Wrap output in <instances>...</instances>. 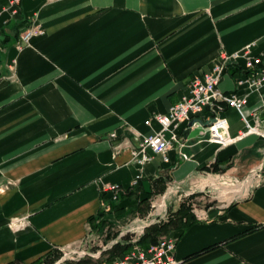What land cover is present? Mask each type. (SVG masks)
<instances>
[{
	"label": "crops",
	"instance_id": "0c3cea01",
	"mask_svg": "<svg viewBox=\"0 0 264 264\" xmlns=\"http://www.w3.org/2000/svg\"><path fill=\"white\" fill-rule=\"evenodd\" d=\"M28 26L42 33L19 48ZM250 44L262 74L264 0H20L16 14L0 0V264L94 262L88 247L120 239L123 218L171 202L174 186L184 201L172 212L186 204L195 217L163 235L177 264H264V137L248 128L264 132V84L239 86L245 59L220 83L248 99L244 111L198 117L225 118L232 142L200 123L185 137L192 119L168 161L134 154L197 75Z\"/></svg>",
	"mask_w": 264,
	"mask_h": 264
},
{
	"label": "built area",
	"instance_id": "2783aa9c",
	"mask_svg": "<svg viewBox=\"0 0 264 264\" xmlns=\"http://www.w3.org/2000/svg\"><path fill=\"white\" fill-rule=\"evenodd\" d=\"M20 4V0H10V10L13 14L17 13L18 6ZM42 33V30L38 27L28 26L26 27L19 39L18 47L22 48L23 46L30 43L31 38L35 34ZM253 45H248L246 49L240 52H235L233 55H227L222 53L219 61L216 63L213 71L209 73H203V75L196 76L190 85L189 92L182 97V100L176 105L171 106L168 115L159 114L155 119L162 126V131L154 134H146L145 136L140 137L141 146L139 147L138 152H134L136 157L139 155H143V157L138 160L140 164H145L147 160L151 158L146 153V150H150L153 153L160 155L165 158L164 161H168V151L172 148L174 142L180 143L179 136L176 133V130L180 127L181 123H184L186 120L190 121L192 119H196L202 114H204L207 109H209L214 104H223L226 103L228 107L233 108L235 110H240V112L244 111L245 106L248 104V99L238 97L237 94L228 95L226 92L222 91L220 88V83L222 78L224 77L225 70L227 66L231 63V61H240L245 59V69L248 72L247 77L240 80L238 82L239 86H243L249 82L251 84L262 87L264 84V73L256 74L257 68L261 67L263 63L262 57H257L252 55ZM211 118H216V122L211 124L209 127L212 138L215 141L225 144L226 142H232L233 139H228L226 137L227 130H229V124L227 120L221 119L212 113ZM209 118V121L211 120ZM147 124L150 125V121H147ZM250 129L249 132L253 131L260 136L264 137V132L259 131V128H254L253 126H248ZM166 133L171 134V139L166 138ZM114 137L115 134L112 133ZM185 158L188 157L184 155ZM174 188L170 190L172 192ZM106 192L111 193V200L114 203L119 202L120 200V189L118 186L110 185ZM166 199V198H164ZM162 198L161 201V211H166L165 206L166 201ZM156 202L152 203L154 208L157 207ZM162 213V212H161ZM160 214V213H159ZM147 224L144 226L132 224L128 226L127 231H123L120 239H122L127 234H134L136 236L135 239L131 241L133 248L127 254L125 253L123 257L117 258L113 262L102 263V264H177L178 260L174 256L176 251L177 244L175 240L163 237L158 240L157 244L151 245L149 247H142L139 245V241L141 238L146 235L145 229L149 225L152 224L146 222ZM120 239L114 241L109 248H111L114 244H117ZM108 248V249H109ZM107 249H103L106 251ZM85 257L83 252H78ZM102 251L91 255L94 259H98L101 257ZM61 263V262H59Z\"/></svg>",
	"mask_w": 264,
	"mask_h": 264
},
{
	"label": "rangeland",
	"instance_id": "374dc122",
	"mask_svg": "<svg viewBox=\"0 0 264 264\" xmlns=\"http://www.w3.org/2000/svg\"><path fill=\"white\" fill-rule=\"evenodd\" d=\"M173 188H174L172 190L173 198H172L171 202H167V204H166L167 206H165V208L167 207L166 211H161L162 210L161 209V201H158V202L155 203V204H157L156 208L151 206L149 208V211H146L145 213L138 212V211L130 213V215H128L125 218H123V221H122L121 226H120L122 230L121 229L119 230V235L122 234V232L124 230L127 231L128 230V226H130L132 224L133 225L134 224H138V225H136L138 227L139 225H141V226L146 225L147 224L146 222H148V223L150 222L151 224L153 222H156V223H154L152 225H149L148 227L144 228L145 232H146V235H147L149 228H152L154 226H160L163 223L164 224L169 223V221L172 219L171 218V215L173 214L172 211L174 209H176V206L179 207L180 204L182 203V201H184V197H181L182 193L178 194L177 190H176V187L174 186ZM153 202H155V201H153ZM197 204L199 206L201 204L206 205L203 201H201L200 203H197ZM146 235H144L142 238H144ZM163 237H165V236H163ZM163 237H161V238H163ZM135 238H136V236L134 234L130 233V234L125 235L122 239H120L118 243L121 244L122 246L124 244L125 245H132L131 241L133 239H135ZM161 238H159V240ZM114 245H116V244H114ZM109 246L110 245H106V244L99 245L97 243V244H93L90 247H88V251L91 252V253H94V254L99 252V251H103L104 248L107 249L106 251H104L105 254H103L104 252H102V256L100 258L94 259L95 263H97V264L108 263L107 260L110 259V256L107 253H108V250H111L113 248V246L111 248H109ZM83 260H84V257H82L81 254H79L78 252H73V253L67 254L66 257H63V259H60L61 263H58V262L57 263L58 264H77V263H79L80 261H83ZM46 264H55V263L47 262Z\"/></svg>",
	"mask_w": 264,
	"mask_h": 264
},
{
	"label": "trees",
	"instance_id": "16d2710c",
	"mask_svg": "<svg viewBox=\"0 0 264 264\" xmlns=\"http://www.w3.org/2000/svg\"><path fill=\"white\" fill-rule=\"evenodd\" d=\"M223 104H214L211 107L213 111L216 112L217 109L222 108L221 106H223ZM142 205L144 206V208L141 207ZM150 207L151 206L148 203V199H146L141 202V205L139 206L138 210H140L142 213H145L146 211H149ZM190 210H191L190 206H186V204H183L180 207L179 211H175V213L171 215L172 219L169 221V223H166V224L163 223L160 226H154L152 228H149L147 235L144 238H141L138 244L141 245L142 247H149L150 244L151 245L157 244L159 238H161L163 234H166L168 232L172 224H176V222H181L184 219H187L185 225L189 226L190 223L192 224L193 222H195V217H193ZM132 248H133L132 245L124 244L122 246L119 243L114 245L111 250H108L107 254H109L110 259L107 261L110 263L116 260L117 258L123 257L124 254L125 253L127 254L128 252H130ZM77 264H97V263L93 262L92 260L86 259V260L80 261Z\"/></svg>",
	"mask_w": 264,
	"mask_h": 264
},
{
	"label": "water",
	"instance_id": "95a60500",
	"mask_svg": "<svg viewBox=\"0 0 264 264\" xmlns=\"http://www.w3.org/2000/svg\"><path fill=\"white\" fill-rule=\"evenodd\" d=\"M216 120H217L216 118H211L210 121L205 122V123L202 120H200V118L192 120L189 124L191 128L189 130L185 131V137L189 136V134H190V132H192V128L195 126V124L200 123V125H202L204 127H210L211 124H214L216 122Z\"/></svg>",
	"mask_w": 264,
	"mask_h": 264
}]
</instances>
